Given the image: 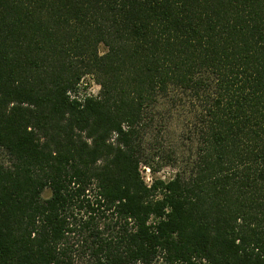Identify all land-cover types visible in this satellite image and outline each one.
I'll list each match as a JSON object with an SVG mask.
<instances>
[{
  "label": "trees",
  "instance_id": "1",
  "mask_svg": "<svg viewBox=\"0 0 264 264\" xmlns=\"http://www.w3.org/2000/svg\"><path fill=\"white\" fill-rule=\"evenodd\" d=\"M0 154V264H264V0H0Z\"/></svg>",
  "mask_w": 264,
  "mask_h": 264
},
{
  "label": "rangeland",
  "instance_id": "2",
  "mask_svg": "<svg viewBox=\"0 0 264 264\" xmlns=\"http://www.w3.org/2000/svg\"><path fill=\"white\" fill-rule=\"evenodd\" d=\"M80 92L91 95H97V93L99 92V86L93 81L92 78L86 77L84 78V80H82V83L80 84ZM174 123H175L174 129L179 128V126L176 125L177 122ZM0 158H4V156L0 154ZM170 175L171 172L169 171V169H164L163 171L158 173L156 177L168 178L170 177ZM142 176L144 177L145 182L148 183L150 180V176L147 174L146 171H143ZM47 195L48 194H46V196Z\"/></svg>",
  "mask_w": 264,
  "mask_h": 264
}]
</instances>
